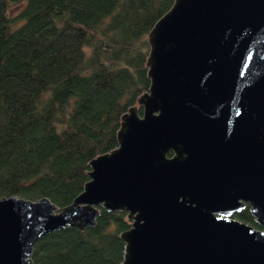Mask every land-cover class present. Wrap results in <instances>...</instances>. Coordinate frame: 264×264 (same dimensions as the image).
I'll use <instances>...</instances> for the list:
<instances>
[{"label":"water","instance_id":"1","mask_svg":"<svg viewBox=\"0 0 264 264\" xmlns=\"http://www.w3.org/2000/svg\"><path fill=\"white\" fill-rule=\"evenodd\" d=\"M145 40L149 84L80 191L0 196V264H31L38 237L100 207L130 220L119 264H264V0H172Z\"/></svg>","mask_w":264,"mask_h":264},{"label":"trees","instance_id":"2","mask_svg":"<svg viewBox=\"0 0 264 264\" xmlns=\"http://www.w3.org/2000/svg\"><path fill=\"white\" fill-rule=\"evenodd\" d=\"M171 2L0 0V196L60 207L80 191L87 161L115 146L120 114L149 84L146 33ZM98 210L93 225L38 237L31 264H119L130 220Z\"/></svg>","mask_w":264,"mask_h":264},{"label":"flooded vegetation","instance_id":"3","mask_svg":"<svg viewBox=\"0 0 264 264\" xmlns=\"http://www.w3.org/2000/svg\"><path fill=\"white\" fill-rule=\"evenodd\" d=\"M168 155H170V153H167ZM239 200V202H241V203H243V205L242 206H240L238 209H236V210H233V212L231 213L232 215V217H234V218H238L239 220H241L240 218H239V216L244 212V213H246V212H248V213H250L249 212V203L247 202V201H241L240 199H238ZM250 215H251V213H250ZM252 216V215H251ZM252 219H253V217H252ZM242 221V220H241ZM244 222V221H243ZM246 223V222H245ZM248 223V222H247ZM246 223V224H247ZM250 224V223H249Z\"/></svg>","mask_w":264,"mask_h":264},{"label":"rangeland","instance_id":"4","mask_svg":"<svg viewBox=\"0 0 264 264\" xmlns=\"http://www.w3.org/2000/svg\"><path fill=\"white\" fill-rule=\"evenodd\" d=\"M22 1H16V2H9L8 3V12L9 14L13 15L16 14L17 11H19L22 8Z\"/></svg>","mask_w":264,"mask_h":264}]
</instances>
